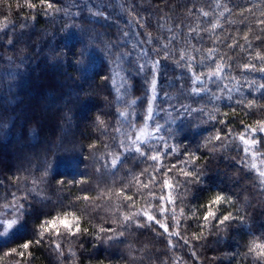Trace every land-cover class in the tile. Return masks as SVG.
<instances>
[{"label": "trees", "instance_id": "obj_1", "mask_svg": "<svg viewBox=\"0 0 264 264\" xmlns=\"http://www.w3.org/2000/svg\"><path fill=\"white\" fill-rule=\"evenodd\" d=\"M262 14L264 0H0V215L24 205L0 264H264L250 251L264 244L251 167L264 134L255 159L239 139L264 122V73L244 69L264 63L252 58L264 55ZM138 136L158 161L134 150ZM193 168L198 183L183 175ZM217 194L244 217L222 232L202 227ZM67 212L81 234L60 225L36 245ZM28 241L23 258L7 255Z\"/></svg>", "mask_w": 264, "mask_h": 264}, {"label": "snow or ice", "instance_id": "obj_2", "mask_svg": "<svg viewBox=\"0 0 264 264\" xmlns=\"http://www.w3.org/2000/svg\"><path fill=\"white\" fill-rule=\"evenodd\" d=\"M34 6V5H32ZM51 4H48V7H51ZM226 11L228 9H225ZM250 11V10H249ZM203 16H208L209 13L206 11H203L201 13ZM223 13H221L222 15ZM243 14V13H241ZM262 16H264V14H262ZM257 25H262L264 26V18H258L256 20ZM213 27H215V25H213ZM194 31V30H193ZM261 32H264V27L261 28ZM244 41L248 42L249 47H251V42L249 41V37L248 34L245 33L244 36L242 37ZM256 40H260L261 36L260 35H256L255 37ZM211 52H209V56H211ZM253 59L259 60L264 62V55H261V53L259 51L255 52V56L252 57ZM181 59H183V56L181 57ZM158 63V61H157ZM142 67V66H141ZM244 69L245 70H258L261 73H264V63H261V65L259 66V68H257V65L255 63H246L244 65ZM220 71V66H217V71L209 73V76H215L217 75V73ZM196 82L199 84H204L206 81L202 80L199 76L196 77ZM254 83V81H253ZM249 87H251V84L248 85ZM260 89H264V84H260L258 86ZM237 91H239V88L236 89ZM193 91H196V89H193ZM229 99H231V97L229 96ZM256 106V101L252 100L249 101L247 104L248 108H253ZM262 108H264V106H261ZM149 112H151V109H149ZM151 117L149 116V119ZM214 118V117H213ZM159 126H157V132H159ZM248 133H251L253 138L251 140H249L247 138V135H241L239 137V139L248 146V148H246L244 151L245 152H249L250 155H252V157L255 159L256 157V151H249L250 149H256V146L260 143V141H258L257 139H255V136L259 133V134H264V122L261 121H257V126H249L247 129ZM215 139L217 141L221 140V136L217 135L215 137ZM138 141H140V137L138 136L136 139L132 140V145L135 146L134 150L136 152H140L142 156H144L146 159L150 158L153 161H158L159 160V156L156 155H152L149 156L146 152H142L141 151V147L138 144ZM122 147H124L122 145ZM261 156H264V153H261ZM111 164L113 167H115L117 165V160L113 159L111 161ZM251 167L253 169L257 168V165L255 163H253L251 165ZM183 175L185 177H188V183H198L199 182V174L197 173V171L195 170V168H193L190 171H185L183 172ZM259 176L260 177H264V171H259ZM167 187L171 188L172 185L170 184L169 181H164L163 182ZM146 186V185H145ZM120 195H123V191H121ZM85 199H87V197H85ZM126 200L131 201L133 199L132 196H126L125 197ZM224 204H231L232 205V209L228 210V209H224L223 211H221L218 214L217 209L214 206H222ZM24 208L23 203L21 204H16L12 206V213H15V218L14 219H7V217L5 215H0V226H2V228H0V235H7L8 232L14 227L16 226L21 217H22V209ZM181 211H183L181 209ZM142 215L146 216L147 219L151 222H154L158 225H160L159 220L156 219L155 216L153 215H149L147 212H143L141 213ZM172 215L175 216V210L173 209ZM71 218V219H69ZM124 219L126 221H131L132 217L130 216H125ZM201 219L204 221L202 227L207 229L209 228V225H211L212 229L216 232H222V231H226L227 228L230 226L231 222L234 221H243L244 217L242 215H240L239 211L235 209V204L233 203V201H231L228 197H226L225 195L222 194H217L215 195V197L212 199L211 201V206H209V210L207 211V214L202 216ZM63 225L64 229H65V234L67 235H71L73 237L78 236L81 234V229L79 227V217L76 216V214L74 212H67L64 213L62 215H58L55 218L51 219V220H46L42 223L41 225V230H40V237L41 239H37L36 241H34V243L36 245H40L43 242V237L45 235V233L51 235V232L54 228H57ZM161 228H163V231L166 234L168 233V226L167 225H160ZM73 229H75V231H73ZM86 231V230H85ZM101 232L105 231V229L101 228L100 229ZM57 236L62 235L61 232L57 231L56 232ZM176 237L180 236V232H176L174 234ZM203 236V233H198L194 236L195 240H200ZM111 238V237H110ZM33 241H28L23 243L22 245L19 246V249L13 248L10 252L7 253V255H18L19 257L23 258L24 257V250H28L31 248ZM184 243L187 245L190 242L188 240H184ZM56 249H60L61 245L58 243H54L53 245ZM174 247V245H173ZM250 251L255 252L257 254L258 257H264V244H255ZM193 255H195V253H193Z\"/></svg>", "mask_w": 264, "mask_h": 264}, {"label": "rangeland", "instance_id": "obj_3", "mask_svg": "<svg viewBox=\"0 0 264 264\" xmlns=\"http://www.w3.org/2000/svg\"><path fill=\"white\" fill-rule=\"evenodd\" d=\"M145 134H146V132H145ZM257 166H258V168H262L261 169V171H264V160H262V161H257ZM264 178V177H263ZM69 219H71V218H69ZM62 227H63V225H61ZM64 228V227H63Z\"/></svg>", "mask_w": 264, "mask_h": 264}]
</instances>
